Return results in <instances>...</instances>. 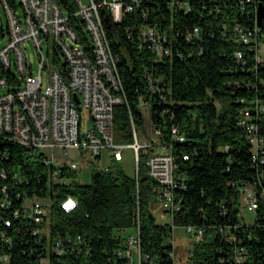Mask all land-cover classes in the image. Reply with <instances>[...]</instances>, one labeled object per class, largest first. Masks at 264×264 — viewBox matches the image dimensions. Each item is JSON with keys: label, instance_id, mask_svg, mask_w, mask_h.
Wrapping results in <instances>:
<instances>
[{"label": "trees", "instance_id": "1", "mask_svg": "<svg viewBox=\"0 0 264 264\" xmlns=\"http://www.w3.org/2000/svg\"><path fill=\"white\" fill-rule=\"evenodd\" d=\"M57 1L71 15L76 12L75 0ZM141 2L121 25L103 15L127 97V103L115 108L116 141H134L129 111L136 126H144L138 98L149 97L145 71L162 76L165 91L163 98L155 95L151 100V121L177 158L175 194L180 204L173 224L204 232L202 241L192 244L188 263L264 264V165L253 160L248 131L240 125L249 111L264 138V112L255 104L264 106V64L256 63L254 52L238 43L234 33L237 25L254 31L264 0ZM72 23L82 29L78 19ZM145 26L168 38L172 55L162 63L154 61L150 44L139 38ZM259 27L262 36L264 18ZM237 52L246 54L245 64L236 59ZM175 125L185 136L182 143L171 139ZM150 153L140 151L138 176L128 175L116 161L100 169L98 158L89 184L78 183L76 172L66 171L62 176L68 183L48 184L45 164L22 146L0 139V169L8 175L0 179V190L6 187L11 200L10 208L0 209V259L9 258L0 264H39L41 258L49 264H126L117 255L125 239L122 233L136 228L142 253L171 264V225L158 223L153 213L159 186L148 174ZM241 183L253 185L259 195L252 225L240 217ZM68 196L79 203L69 214L60 208ZM26 198L46 201L49 213L43 225L25 215ZM16 210L21 212L18 218ZM37 228H46L48 234L34 235ZM59 243L61 254L56 252Z\"/></svg>", "mask_w": 264, "mask_h": 264}, {"label": "built area", "instance_id": "2", "mask_svg": "<svg viewBox=\"0 0 264 264\" xmlns=\"http://www.w3.org/2000/svg\"><path fill=\"white\" fill-rule=\"evenodd\" d=\"M15 1L13 4L10 0H0V139L22 146L28 154L45 164L49 169L48 184L68 183L62 176L65 171L77 172L84 164L92 166L96 159L100 158L101 161L103 153L108 150L112 162H122L124 152L132 150L138 176L140 151L149 150L151 153L146 161L148 174L159 186L157 207L162 210V219L171 225L173 250L170 257L171 264H176L175 231L181 229L191 235L193 244L202 241L204 232L192 226L173 224L180 204L175 194L179 186L176 180L177 158L172 145L161 139L162 132L151 121V100L155 95L163 98L165 91L162 76L156 77L151 70L144 73L149 97L141 95L138 103L144 120L145 111L149 116L146 139L140 140L139 127L129 111L134 141L131 144L116 141L114 112L117 106L127 103V97L119 72V57L112 48L103 15L113 24L121 25L140 8L141 0H75L77 9L73 15L57 0ZM258 9L254 31H246L237 25L234 33L238 43L254 52L259 65L264 64V35L260 34ZM73 18L81 22L82 29L75 27ZM126 33L130 37L133 35L128 29ZM198 33L196 29L195 34ZM138 35L140 40L150 44L156 63H162L164 58L172 55L167 36L154 27H142ZM83 37H87L88 41ZM28 46H33L37 52L38 71L27 62ZM245 56L243 52L235 54L243 64L246 63ZM74 94L78 96L79 104ZM255 104L260 105L264 112L263 105L258 101ZM83 110L89 112L92 121L88 130H82ZM240 125L248 131L253 160L264 165V138L258 134L249 111L245 112ZM171 139L180 143L185 141L180 127L175 125L171 128ZM58 152L64 159L56 162L55 154ZM7 176L0 169V179L6 180ZM15 178L21 177L17 175ZM240 185V217L247 224L241 213L243 198L245 208L256 216L259 195L253 185ZM261 196H264V192ZM45 202L37 198H26L24 201V213L36 225H43L47 216ZM10 206L7 188L3 187L0 190V209ZM78 206V200L73 196L66 197L60 204L61 210L67 214L74 212ZM20 213L16 210L14 216L18 218ZM5 224L10 227L11 221L6 220ZM43 233L48 234V230L37 228L34 231V235ZM228 240L231 241L229 236ZM60 247L59 243L56 250L59 254L62 253ZM135 254L138 264H160L142 253L139 228L133 229V233L125 237L117 253L119 258L127 260L126 264H135ZM0 261L8 263L9 258L3 256ZM39 264H49L48 258H41Z\"/></svg>", "mask_w": 264, "mask_h": 264}, {"label": "rangeland", "instance_id": "3", "mask_svg": "<svg viewBox=\"0 0 264 264\" xmlns=\"http://www.w3.org/2000/svg\"><path fill=\"white\" fill-rule=\"evenodd\" d=\"M26 54H27L28 64L32 65L35 71H38L39 62H38L37 52L34 49V47L28 46V50ZM1 92H4V90ZM144 113H145L144 126L138 128V133H139V137L141 141L146 139V138L144 139V136H146V131L149 129V116L146 111ZM81 115H82V130L90 129L92 125V121H91L89 112L87 110H83L81 112ZM108 151H105L103 153L101 161L98 164L100 169L108 168L112 164V161L109 158L110 151L109 152ZM55 155L57 158L56 162L62 161L64 159L63 155L60 152H58ZM121 165L128 175L134 176L136 174L134 153L132 150L128 149L124 152V160L121 162ZM92 167L93 166H88L84 164L83 167L76 172V181L81 184H89L91 182ZM245 206L246 205H245V201L243 198V209L241 213L246 218L247 224L252 225L255 222V214L252 212H249L248 209L245 208ZM48 213H49V207L46 208V215H48ZM153 213L155 217L157 218L158 223L160 224L166 223L161 217L162 215L161 208L154 207ZM132 233H133V230H131L129 234H132ZM192 241H193L192 236L187 235L183 230L179 229L175 231L174 245L176 247V255H177L176 264H189L188 261L190 257V251L192 250V247H193ZM134 262L135 264H138L137 254H135L134 256Z\"/></svg>", "mask_w": 264, "mask_h": 264}, {"label": "water", "instance_id": "4", "mask_svg": "<svg viewBox=\"0 0 264 264\" xmlns=\"http://www.w3.org/2000/svg\"><path fill=\"white\" fill-rule=\"evenodd\" d=\"M262 19H263V8H262V6H260L259 10H258V21H259L260 25L262 23ZM74 98H75L76 102L79 104L80 100L76 94H74Z\"/></svg>", "mask_w": 264, "mask_h": 264}, {"label": "crops", "instance_id": "5", "mask_svg": "<svg viewBox=\"0 0 264 264\" xmlns=\"http://www.w3.org/2000/svg\"><path fill=\"white\" fill-rule=\"evenodd\" d=\"M130 231H131V230L124 231V232L122 233L123 237L125 238L127 235H129ZM128 232H129V233H128Z\"/></svg>", "mask_w": 264, "mask_h": 264}]
</instances>
